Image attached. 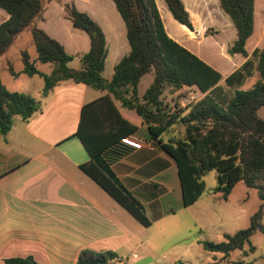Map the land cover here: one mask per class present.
Instances as JSON below:
<instances>
[{
	"label": "crops",
	"instance_id": "crops-1",
	"mask_svg": "<svg viewBox=\"0 0 264 264\" xmlns=\"http://www.w3.org/2000/svg\"><path fill=\"white\" fill-rule=\"evenodd\" d=\"M49 1L57 2L62 8L60 15L64 14V17H60L55 29L42 28L40 21L46 20L49 11L45 9L36 21V26L59 41L67 53L74 57L71 62L74 66L70 67L79 69L82 56L90 50V39L86 32L73 27L63 5H75L87 13L102 28L107 40L106 31L99 20L98 1ZM181 1L190 15L193 30L173 18L164 0H155L166 33L218 71L223 79L227 78L247 59L229 52L237 40V32L229 16L221 9L220 0ZM2 11L0 9V24L9 18ZM119 16L113 9L111 17L115 22L110 25L111 30L122 37L123 28L126 34V27ZM109 18L105 13L102 16L103 20ZM25 33L32 38L31 32L25 31L16 40ZM214 47L220 50L222 56L223 51L228 53L220 59L206 51ZM263 47L264 0H255L254 32L246 43V51L251 57ZM125 48L126 45H123L121 52L117 46L111 57L107 50L105 79H112L114 67L129 54L130 50ZM22 51L19 53L21 68L15 70L20 72L18 76L26 75L21 73ZM32 60L41 73L51 74L53 71L52 64L38 61L37 52L36 59ZM4 61L9 72L8 63L13 67L14 63L7 59ZM110 64L112 70L105 76L107 65ZM39 65L43 69H39ZM34 77L40 79L31 85V91L25 86H21L19 91H11L2 82L11 92L24 93L41 101L43 108L28 121L16 116L9 133L5 136L0 134V264L6 258L29 254L34 255L41 264H76L81 250L116 239H125V243L116 249V259L110 264H195L203 256H213L214 261L221 259L207 252L202 243L211 241V236L215 237L213 242L223 241L227 233L222 226L226 221L222 218L213 220L210 208L202 214L201 220L195 217L198 206L206 196L208 175L204 178L206 189L200 200L185 207L176 162L152 139L141 117L114 100L120 114L138 127L128 136L140 140L143 146L135 150L122 145V138H117L102 152L101 158L143 206L151 222V226H143L81 170L82 165L91 161V156L77 136L82 109L108 93L69 80L59 83L45 95L43 78L40 75L30 78ZM256 81L253 80L249 86L252 87ZM140 87L142 95L148 87L144 90ZM168 94L172 103L167 104V110L172 113V104L179 100L181 91H169ZM183 131L182 125L175 124L160 139L167 143L179 138V135L182 137Z\"/></svg>",
	"mask_w": 264,
	"mask_h": 264
},
{
	"label": "trees",
	"instance_id": "trees-1",
	"mask_svg": "<svg viewBox=\"0 0 264 264\" xmlns=\"http://www.w3.org/2000/svg\"><path fill=\"white\" fill-rule=\"evenodd\" d=\"M60 1V0H57ZM125 27L130 52L115 67L111 80L104 78L107 59L106 38L102 28L75 5H63L67 19L76 29L89 36L90 50L81 58V67L69 66L74 57L65 47L44 30L36 21L45 10L43 0H0V9L9 18L0 24V56L25 31H30L41 64H52L51 74L41 73L27 51H22L21 73L44 80L43 93H48L59 83L74 81L107 96L86 104L82 109L77 136L81 139L91 161L81 170L91 177L113 199L131 213L143 226H151L141 203L119 182L101 158L102 152L117 138L127 137L138 127L123 117L114 104L135 111L148 126L152 139L176 162L182 186L183 204L190 207L205 192L204 178L215 171V192L227 201L238 183L256 189L262 201L250 219L249 226L234 234H226L221 242L204 241V249L212 254H222L218 261L227 260L231 253L250 246V239L264 234V119L259 111L264 109V47L251 57L246 43L254 32L255 0H220L223 12L229 16L237 40L231 47L233 54L247 60L223 79L222 75L198 56L179 45L166 33L155 0H112ZM173 18L193 30L188 11L181 0H164ZM8 70L18 76L13 65ZM256 73L258 79L250 89L245 82ZM153 76V81L141 95L139 87L143 78ZM223 83V85H222ZM183 91L195 88L203 97L182 111L168 112L161 99L165 89ZM43 108L41 101L30 95L9 91L0 79V134L5 136L20 116L28 121ZM175 124H182L184 135L164 143L160 137ZM125 239H116L87 247L80 251L76 264H110L116 259V249ZM250 247V250H254ZM3 264H41L34 255L15 256Z\"/></svg>",
	"mask_w": 264,
	"mask_h": 264
},
{
	"label": "rangeland",
	"instance_id": "rangeland-1",
	"mask_svg": "<svg viewBox=\"0 0 264 264\" xmlns=\"http://www.w3.org/2000/svg\"><path fill=\"white\" fill-rule=\"evenodd\" d=\"M66 1V0H64ZM100 8V16L99 20L101 22L102 27L106 31L107 34V50L110 52V57L112 56L113 52H116V47L118 46L123 52V45H126L124 50H130V46L128 40L126 38L125 29L123 28V35L120 37L116 35L114 30H111V23L113 21L111 17V11L114 9L116 15L118 12L116 10V6L112 0H97ZM45 9H48V13L46 16V20L43 22L40 21V26L42 28H49L55 29L60 21V17H64L60 15V9H62L56 1H49L43 0ZM163 3V1H162ZM110 10V11H108ZM2 13L5 15L6 12ZM108 15L110 18L109 20H103L102 16ZM120 17V16H119ZM121 23L122 20L119 18ZM229 19V18H228ZM69 25L72 27L71 23L66 20ZM44 23V24H43ZM115 24V23H114ZM124 27V24H122ZM66 29V28H65ZM64 33V32H63ZM22 50L28 51L33 59H36V52L32 42V38L28 33H25L19 40H16L8 50L0 56V79L2 82L7 86V88L11 91H19L21 90V86H25L28 88L29 91L33 90L31 85H34L39 81V77L30 78L26 75H20L18 78L14 79L13 76L7 71L6 62L4 60H9L14 63L15 70H19L21 68V63L19 61V53ZM209 54L214 55L215 57H220V59L225 57V54L228 53L227 51H223V56L220 53V50L216 47L213 49L206 50ZM222 56V57H221ZM69 66L73 67V63H70ZM43 66L39 65V69H43ZM111 64L107 65L105 76H108L111 72ZM258 77L255 73L253 79L248 80L244 85V89H250L252 87L249 84L253 80H257ZM12 81H15L13 84ZM153 81L152 75H147L142 82L140 87L141 90L146 89ZM223 85V83H222ZM171 91L170 88H166L163 101L166 104H171V96L168 94ZM203 95L196 90L195 88H189L186 90L181 91L179 100L176 103L172 104L174 111H182L191 103H195L200 100ZM259 115L262 119H264V109L259 111ZM182 125V124H180ZM182 127H184L182 125ZM185 132H182V134ZM184 135V134H183ZM181 136L179 135V138ZM210 178L207 180V192L206 196L203 198L202 202L198 206L195 217L197 220H201L202 214L208 212L210 208V212L212 213V219H224L226 222L222 228L227 234H234L239 230H243L249 226L250 219L254 215V213L259 209L262 204L258 196V192L256 189L247 187L244 183H238L235 188L233 189L229 199L227 201L222 200V197L219 193H214L213 188L217 186V174L215 171L210 172L208 174ZM212 188V189H211ZM262 224L264 225V214L262 217ZM211 241H214L215 237H210ZM250 246H246L245 250L243 251H235L231 253V256L227 259L222 261L220 264H264V234L258 232L253 235L250 239ZM250 247H254V250H250ZM217 255L218 259L221 258L222 254H215ZM214 262V257H205L203 256L201 259H197L195 264H212Z\"/></svg>",
	"mask_w": 264,
	"mask_h": 264
},
{
	"label": "built area",
	"instance_id": "built-area-1",
	"mask_svg": "<svg viewBox=\"0 0 264 264\" xmlns=\"http://www.w3.org/2000/svg\"><path fill=\"white\" fill-rule=\"evenodd\" d=\"M120 143L122 145H125V146L132 148V149H135V150H140V149H142V146H143V144L140 140L135 139L131 136H127V137L122 138L120 140Z\"/></svg>",
	"mask_w": 264,
	"mask_h": 264
},
{
	"label": "water",
	"instance_id": "water-1",
	"mask_svg": "<svg viewBox=\"0 0 264 264\" xmlns=\"http://www.w3.org/2000/svg\"><path fill=\"white\" fill-rule=\"evenodd\" d=\"M229 52H230L231 55H233V52L231 50Z\"/></svg>",
	"mask_w": 264,
	"mask_h": 264
}]
</instances>
